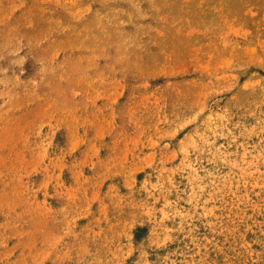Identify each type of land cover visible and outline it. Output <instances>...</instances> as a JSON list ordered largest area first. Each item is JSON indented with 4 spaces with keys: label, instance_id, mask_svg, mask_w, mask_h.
<instances>
[{
    "label": "rangeland",
    "instance_id": "374dc122",
    "mask_svg": "<svg viewBox=\"0 0 264 264\" xmlns=\"http://www.w3.org/2000/svg\"><path fill=\"white\" fill-rule=\"evenodd\" d=\"M0 264H264V0H0Z\"/></svg>",
    "mask_w": 264,
    "mask_h": 264
}]
</instances>
